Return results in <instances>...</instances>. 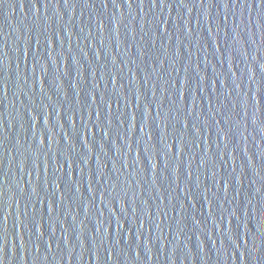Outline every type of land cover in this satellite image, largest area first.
I'll return each instance as SVG.
<instances>
[{"label": "water", "instance_id": "1", "mask_svg": "<svg viewBox=\"0 0 264 264\" xmlns=\"http://www.w3.org/2000/svg\"><path fill=\"white\" fill-rule=\"evenodd\" d=\"M0 142L3 264H264V7L0 0Z\"/></svg>", "mask_w": 264, "mask_h": 264}, {"label": "snow or ice", "instance_id": "2", "mask_svg": "<svg viewBox=\"0 0 264 264\" xmlns=\"http://www.w3.org/2000/svg\"><path fill=\"white\" fill-rule=\"evenodd\" d=\"M115 2V0H114ZM125 2L131 6V2L132 0H125ZM145 0H140L141 6H143ZM161 3H166V0H160ZM152 5L153 7H155L157 5V0H152ZM259 5L264 7V0H259ZM107 6V0H105V7ZM225 7H227V4H225ZM33 120H35V117H32ZM141 131H143V129H141ZM0 146H2V142H0ZM3 182V177H0V183ZM0 195H2V193H0ZM0 212H2V206H0ZM7 215H3L2 220H3V224H0V240H3L6 236V227H4L3 225H6L7 223ZM0 251H2V249H0ZM0 264H3V260L0 259Z\"/></svg>", "mask_w": 264, "mask_h": 264}]
</instances>
